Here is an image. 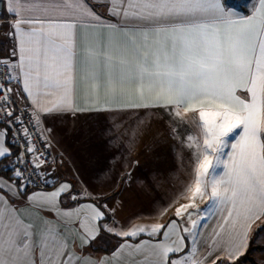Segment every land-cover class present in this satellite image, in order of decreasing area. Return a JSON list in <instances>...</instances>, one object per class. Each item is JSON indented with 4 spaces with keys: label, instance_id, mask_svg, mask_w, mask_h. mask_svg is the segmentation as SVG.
Returning a JSON list of instances; mask_svg holds the SVG:
<instances>
[{
    "label": "snow or ice",
    "instance_id": "obj_1",
    "mask_svg": "<svg viewBox=\"0 0 264 264\" xmlns=\"http://www.w3.org/2000/svg\"><path fill=\"white\" fill-rule=\"evenodd\" d=\"M0 5L14 42L0 58V264H238L264 248V0L247 14L229 0ZM84 114L119 116L106 130L129 145L157 116L190 153L150 223L117 221L79 172L61 178L55 121ZM105 234L117 247L93 257Z\"/></svg>",
    "mask_w": 264,
    "mask_h": 264
},
{
    "label": "rangeland",
    "instance_id": "obj_2",
    "mask_svg": "<svg viewBox=\"0 0 264 264\" xmlns=\"http://www.w3.org/2000/svg\"><path fill=\"white\" fill-rule=\"evenodd\" d=\"M10 46L12 47V44H9V47ZM151 118L157 117L152 116ZM189 119H192V117L189 116ZM111 121H113V119H100L98 121L90 119L89 124H86L85 122L82 123V121L73 120L72 122H69L71 123L70 126H67L66 135L62 132L58 133V126L56 125L57 129L55 127V137L57 141L61 143V148L68 152L71 161L74 164H78V162L80 163V166L77 167L78 169H80V167H83L84 169L87 168V172L91 176L94 174L93 176L97 179L95 183L98 185L97 188H95V191L103 195L107 194L105 198L110 203V206L117 208V221L121 223L128 222L130 224L150 223L151 220L147 219V217L153 212V201L159 197L157 194L154 195V192L158 187L155 186L156 182L152 177L150 185H146V181L143 180V177L145 176L148 178V174L144 172V169H146L147 166L150 167V165H147L145 159L144 161H141L140 158L142 156H135V152H131L136 150L138 152H144V150L149 148V150L161 151V148L160 146L155 147L157 149L154 147L145 148V141L142 143L143 145L137 148L139 140H145V138L141 137L136 139L130 145L127 142L122 144L120 141H112L110 139V133L106 130L108 123ZM188 128L192 132L197 131L192 125H189ZM88 133L92 135L94 134L93 136L96 134V137L98 136L99 140L102 138L104 143L100 141L98 145H94L91 143L93 136H86ZM182 134L185 135V129L183 127L181 128L180 136ZM87 139H91L89 144H87ZM106 143L109 144L108 148ZM173 152V150H169L170 166H174L171 165V159L174 161L173 157L175 156V154L173 155ZM130 154L131 156H129ZM142 158H145V156L143 155ZM169 161L166 160V154H162V157L160 156V161H158L159 163H156L154 168L159 169L161 167L165 170V166L168 165ZM155 171L152 172V175H154ZM125 172L131 174V180L124 184H119L114 181L112 184L116 185L117 183L118 186L112 192L108 191L114 188V185H111L110 187L105 186L106 190H104L99 184L100 182L107 183L103 178L101 179V177H106L108 175L114 177ZM160 173L161 172H156L155 175ZM149 174L151 175V173ZM121 190H124L123 194H121ZM118 194H120V199L116 200V197L119 196Z\"/></svg>",
    "mask_w": 264,
    "mask_h": 264
},
{
    "label": "crops",
    "instance_id": "obj_3",
    "mask_svg": "<svg viewBox=\"0 0 264 264\" xmlns=\"http://www.w3.org/2000/svg\"><path fill=\"white\" fill-rule=\"evenodd\" d=\"M230 4L232 5V7L234 8L235 11L242 13V14H247V12L249 11V6L250 4L253 2V0H229ZM10 42V43H9ZM9 44H13L14 42H11L10 38H7L5 36V34L0 31V58L3 57H7L11 50L12 47H9ZM10 49H9V48ZM80 58L78 57V63H79ZM82 91V86L78 87V97L80 95ZM18 104L20 106H23V102L18 100ZM107 115V114H106ZM81 117V118H79ZM84 117V118H83ZM112 117H119V116H112ZM157 117V116H155ZM90 119H95V120H100L102 118L98 117L95 114H84V115H79L76 118H73L71 116L68 117H64L62 119H58L55 121V127L56 125L58 126V133L62 132L63 134H67L66 130H67V126H70L73 120L74 121H82L85 122L86 124H89ZM114 120H117L119 118H110ZM152 123L150 125V127L147 129V131L145 132V134L141 137V138H145V140H139L138 144H137V148L140 147L141 145H143L142 143L144 142V146L145 148H149V147H159L161 148L160 150L157 151H153L152 149L149 150H144V152H138L136 151H132L131 153L135 152L134 155L135 156H145V158H140L141 161L145 159V162L147 163V165H150V167L147 166L146 169H144V172L148 174V178H146L145 176L143 177L146 181V185L149 184L151 182V177L152 179L156 182V185L158 187L157 190H155L154 195L157 194V196L162 197L164 196L166 193H169L171 191L172 186L177 182V179H184L186 178V174H187V170L191 167V156L190 153L186 150L182 148V145L180 144L179 140L173 139L170 137L169 132L167 131V126H165L163 123H161L159 121V118H151ZM51 123V122H50ZM85 124V126H86ZM57 129V127H56ZM91 132V131H88ZM94 135V134H93ZM92 134L88 133L86 136H93ZM184 137V134L181 135V139ZM99 137L95 136L92 137V141L91 143H93L94 145H98V143L101 141L104 143V141L102 140L101 136V140L98 139ZM91 139H87V144L90 143ZM74 144V143H73ZM107 144V148L109 147V144ZM105 145V144H104ZM148 145V146H147ZM75 146V145H74ZM91 146V144H90ZM147 146V147H146ZM157 149V148H155ZM173 150V155L175 154L174 161L171 159V165L174 166H170V161H169V150ZM13 152H15V149L12 148ZM53 153H54V157L59 158L60 154L63 155V167L58 169V172L61 175L62 179H71L72 176L76 173L79 172L80 173V178L87 181L89 184L94 186V189L97 188V184L95 183V181L97 180L92 174V176L87 172V168H83L80 167V169H78L77 167L80 166L79 162L78 164H74L71 159L69 158L68 152L64 151L61 148V143H59L55 137V141L52 147ZM181 152L183 159L180 160L177 158V153ZM71 154V153H70ZM162 154H166V160L169 161L168 165H166L165 170L162 169L161 167L159 169H155L154 166L156 165V163H159L158 161H160V156L162 157ZM131 156V154L129 155ZM3 162V163H2ZM2 163V164H1ZM8 161H3L2 158H0V164H1V168L5 167V164H7ZM121 165V164H120ZM8 169V168H6ZM156 170V171H155ZM154 175H152V172H154ZM1 172V169H0ZM156 172H161L160 174H156ZM151 173V175L149 174ZM0 176H3L0 173ZM154 176V177H153ZM103 178V180H105V182H100L99 184L102 186V188L104 190H106L105 186L110 187L111 185H114L112 183H114L115 180H113V176L112 175H108L106 177H101V179ZM117 183L116 185H114V188L110 189L108 192H112L116 187H117ZM50 190V189H48ZM125 190V188H124ZM124 190H121V194H123ZM139 192V191H138ZM140 193V192H139ZM107 194H105L104 196H106ZM119 196L116 197V200H119L120 198V194H118ZM157 197V199L159 198ZM114 199V198H112ZM115 201V200H114ZM147 219H149V217H147ZM118 240L119 238L112 236L111 234H105L103 236V239L99 242V243H94L92 245L89 246V250H90V254L93 257H111L112 252L114 251V249L117 247L118 245ZM106 244V245H104ZM238 264H264V248H258L255 247L253 245L250 244L249 246V250L247 252H245V254L243 256L240 257V260L238 261Z\"/></svg>",
    "mask_w": 264,
    "mask_h": 264
},
{
    "label": "built area",
    "instance_id": "obj_4",
    "mask_svg": "<svg viewBox=\"0 0 264 264\" xmlns=\"http://www.w3.org/2000/svg\"><path fill=\"white\" fill-rule=\"evenodd\" d=\"M2 9H3V6H2V5H0V16L4 15V11H3ZM10 39H11V38H10ZM11 42H13V40H12V39H11ZM2 116H3V113H0V118H2ZM12 143H13V148L15 149V152H20V151H23V148H22V147H20V146H18V145L16 144V142H15V141H13ZM49 151H51V153H52V156L54 157V153H53V150H52V148H51V149H49ZM46 190H48V189H46Z\"/></svg>",
    "mask_w": 264,
    "mask_h": 264
},
{
    "label": "trees",
    "instance_id": "obj_5",
    "mask_svg": "<svg viewBox=\"0 0 264 264\" xmlns=\"http://www.w3.org/2000/svg\"><path fill=\"white\" fill-rule=\"evenodd\" d=\"M3 161H5V160H3ZM2 163H3V162H2ZM2 163H1V164H2ZM1 164H0V169H1V172H0V173H1L4 177H7V176L12 175L11 169H10V168L6 169V167L1 168Z\"/></svg>",
    "mask_w": 264,
    "mask_h": 264
}]
</instances>
